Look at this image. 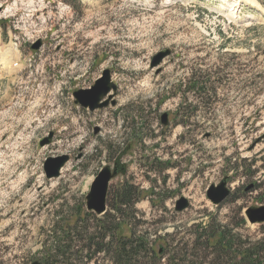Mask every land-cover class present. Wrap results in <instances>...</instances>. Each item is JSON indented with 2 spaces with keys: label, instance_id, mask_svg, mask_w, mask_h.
<instances>
[{
  "label": "rangeland",
  "instance_id": "374dc122",
  "mask_svg": "<svg viewBox=\"0 0 264 264\" xmlns=\"http://www.w3.org/2000/svg\"><path fill=\"white\" fill-rule=\"evenodd\" d=\"M105 69L109 105L76 104ZM116 161L106 213L87 210ZM224 179L216 205L207 189ZM125 183L139 201L114 229ZM263 205L264 0H0V264H121L140 239L131 264H242L249 247L264 257V223L245 215ZM57 237L71 256H53Z\"/></svg>",
  "mask_w": 264,
  "mask_h": 264
},
{
  "label": "water",
  "instance_id": "95a60500",
  "mask_svg": "<svg viewBox=\"0 0 264 264\" xmlns=\"http://www.w3.org/2000/svg\"><path fill=\"white\" fill-rule=\"evenodd\" d=\"M41 46V42H37L33 45L34 49H38ZM171 54L170 50L162 51L156 55L153 59L152 67H156ZM117 85L112 81L111 71L105 69L95 83L86 89H80L74 92L75 103L87 108L91 111L104 108L109 105L110 100L114 97L117 91ZM113 92V93H112ZM114 103V101H112ZM161 121L164 125L168 124V113H164L161 116ZM98 132V128L96 129ZM51 136L42 141V145L49 144ZM69 161L68 155L57 156L49 158L45 162L44 170L48 178H56L60 176L62 168ZM126 172L125 165L115 162L114 167L105 166L95 177L90 191L86 196L87 210L92 211L98 215L105 214L107 211V195L109 190L110 181L117 177L120 173ZM231 190L228 187L227 179L221 181L220 184H213L207 189V196L212 203L219 205L224 202L230 195ZM189 206V201L186 197H181L176 202L175 210L183 211ZM245 215L248 221L252 224L264 223V205L260 207H251L245 211ZM32 264H42L39 261H35Z\"/></svg>",
  "mask_w": 264,
  "mask_h": 264
},
{
  "label": "trees",
  "instance_id": "16d2710c",
  "mask_svg": "<svg viewBox=\"0 0 264 264\" xmlns=\"http://www.w3.org/2000/svg\"><path fill=\"white\" fill-rule=\"evenodd\" d=\"M115 197V205L110 206V210H114L115 214L112 215L113 220H115V225L113 226L114 229L117 228V224L120 223H127L132 225V221L130 216H126V212L128 208L133 207L135 203L139 201V192L138 188L131 186L127 183H125L123 186L117 188L114 192ZM107 205H109L108 197H107ZM119 220L117 221V219ZM104 223V222H103ZM68 239H60L59 237L55 238L54 245H53V251H54V257L59 258L62 257V259L69 254L72 255V252L69 253L70 247H66L61 245L62 243H66ZM147 241H143L140 239V249L138 246L132 248L130 245H128V251L127 254L122 253V259L120 260L121 264H131V259L138 256L140 253L145 254L147 253ZM227 246L231 245V241H226ZM64 248V249H63ZM122 251H125V246L120 247ZM262 246L256 245L254 247H249L245 249L242 252V264H264V257L261 255L263 252L261 250ZM99 252L105 251L103 248L98 249ZM68 259V258H67Z\"/></svg>",
  "mask_w": 264,
  "mask_h": 264
},
{
  "label": "bare ground",
  "instance_id": "6f19581e",
  "mask_svg": "<svg viewBox=\"0 0 264 264\" xmlns=\"http://www.w3.org/2000/svg\"><path fill=\"white\" fill-rule=\"evenodd\" d=\"M4 62V61H3ZM8 63V60H5L4 64L6 65ZM9 65V64H8Z\"/></svg>",
  "mask_w": 264,
  "mask_h": 264
},
{
  "label": "flooded vegetation",
  "instance_id": "af4514ba",
  "mask_svg": "<svg viewBox=\"0 0 264 264\" xmlns=\"http://www.w3.org/2000/svg\"><path fill=\"white\" fill-rule=\"evenodd\" d=\"M114 104V103H113ZM114 165H115V163H114ZM114 165H113V167H114Z\"/></svg>",
  "mask_w": 264,
  "mask_h": 264
}]
</instances>
